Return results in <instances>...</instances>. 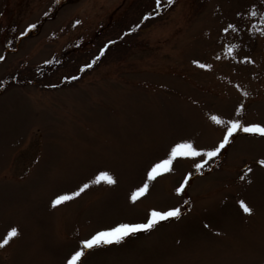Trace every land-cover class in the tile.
<instances>
[{"label": "rangeland", "instance_id": "rangeland-1", "mask_svg": "<svg viewBox=\"0 0 264 264\" xmlns=\"http://www.w3.org/2000/svg\"><path fill=\"white\" fill-rule=\"evenodd\" d=\"M253 5L264 12V0H0V239L19 230L0 264H64L79 239L139 221L149 206H179L181 215L86 250L82 264H264V168L255 163L264 137L238 130L200 170L197 159L178 158L145 198L127 201L172 142L221 138L210 115L230 118L242 105L244 122H264V24L257 16L253 27ZM229 23L238 31L221 32ZM229 43L234 59L224 55ZM101 167L115 185L51 205Z\"/></svg>", "mask_w": 264, "mask_h": 264}, {"label": "snow or ice", "instance_id": "snow-or-ice-1", "mask_svg": "<svg viewBox=\"0 0 264 264\" xmlns=\"http://www.w3.org/2000/svg\"><path fill=\"white\" fill-rule=\"evenodd\" d=\"M167 2L171 4L173 0H167ZM156 5L157 7L161 6V0H156ZM153 14L155 13H146L143 19H147L149 15ZM236 15L239 16L240 13L238 12ZM247 15L253 18V27L256 25L255 18L257 16L260 17V23L264 24V12H259L255 5L251 6ZM76 23H79V21H76ZM32 27H34V25H28V28ZM136 27L138 28L140 25L137 24ZM131 30L132 29H129V31ZM230 30L238 31V28L232 23H229L226 27L221 28V32L223 33H227ZM257 31H259L261 35H264V28H259ZM23 34L24 33H21V35ZM112 43H114V41H108V43L100 49V54L102 55L108 44ZM237 47L238 45L232 43L225 45L224 55L228 58L234 59L235 57L233 53ZM98 58L99 57H95L94 59ZM0 59H3V57H0ZM216 59H221V56H217ZM242 62L251 63L252 61L249 57L245 56ZM192 63L198 65L200 68H211L210 64L201 63L198 60H193ZM90 67L91 64H85L83 65L81 71L83 68ZM68 78L76 79V77ZM2 86L3 85L0 84V87ZM244 95H247V93L245 92ZM243 107L244 106L242 105H238L235 109L237 115H234L230 118H222L217 114L210 115L209 119L211 122H213L215 125H222L224 128L221 138L212 145H197L196 142L189 137H180L176 141L172 142L163 157L156 158L145 167L142 181L138 185L133 186L127 195V201L129 204L135 205L140 200L145 198L149 194L151 186L155 181H157L163 175L173 171L174 161H176L178 158L197 159L198 162L194 163L192 167H194L196 170H200L206 165L208 161L217 157L218 154H220L222 150H224L226 146L229 145L230 141L234 138V134L237 133L238 130L264 137V122H244L243 117L239 115L242 112ZM255 163L259 167L264 168V157L256 160ZM251 171L252 169L250 167L245 168L246 173H250ZM190 176V172L184 174L183 179L179 182V186L175 188V192L177 194L181 193L185 189L186 184L189 182ZM241 178L243 179V177ZM101 183L107 185H115L117 183V179L115 178L112 171L106 167L99 168L91 178L81 183L75 191L57 195L51 200V205L53 207L60 205L65 201H69L74 197L79 196L92 185H99ZM249 183H251V181H249ZM238 204L244 213L248 215L253 213V209L243 200L238 201ZM180 215L181 208L179 206H149L145 210L144 217H142L139 221L133 222L121 219L113 222L112 224L94 230L86 238L79 239L78 246L66 256L64 264H82V257L86 254V250H91L100 246L120 244L121 242L125 241L126 238L134 237L138 233H147L154 229L160 222L168 221L170 218H178ZM18 236V228L16 226L10 227L3 239H0V248L6 246L13 238Z\"/></svg>", "mask_w": 264, "mask_h": 264}, {"label": "trees", "instance_id": "trees-1", "mask_svg": "<svg viewBox=\"0 0 264 264\" xmlns=\"http://www.w3.org/2000/svg\"><path fill=\"white\" fill-rule=\"evenodd\" d=\"M136 29H137V27L134 28V30H136ZM48 65L50 66V64H48ZM48 68H49L48 66H40V67H37L35 71H36V73H41L43 70H46V69H48ZM76 71H77V70H76ZM76 74H81V73H80L79 71H77ZM39 75H41V74H39ZM7 77H8L9 79H6L5 82H9V81L11 82L12 80H13V82H18V83L21 82V81H22V82H28V81L30 82V80H28V79H22V78H21V79L19 80L18 78L16 79V78H12V77H10V75L7 76ZM1 84L4 85L2 82H1ZM61 84H63V83H61ZM2 87H3V86H2ZM2 87H0V90H1Z\"/></svg>", "mask_w": 264, "mask_h": 264}]
</instances>
